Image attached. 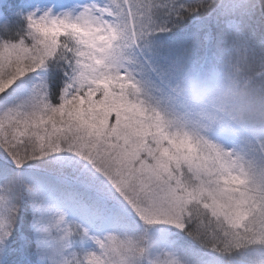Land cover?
Returning a JSON list of instances; mask_svg holds the SVG:
<instances>
[{"label":"rangeland","instance_id":"rangeland-1","mask_svg":"<svg viewBox=\"0 0 264 264\" xmlns=\"http://www.w3.org/2000/svg\"><path fill=\"white\" fill-rule=\"evenodd\" d=\"M130 1L33 0L31 12L39 10L40 17H43L45 11L50 12L48 21L41 23L47 25V28L44 25L43 27L39 26L40 23L34 19L33 22L38 25L32 23V26L28 27L25 32L31 41L30 44L21 40L12 43L6 42L4 38L0 39V135L6 131L7 139L13 144L17 143V139H13L15 137L23 135L32 137L38 146H31L30 150L25 148L23 149L25 151L16 149L15 151L19 153L20 161H33L35 166L31 167L35 168L34 170L53 171L54 169L49 167L57 164L62 168H68V173L74 174L75 178L89 186L87 175L91 169L102 173L107 177L110 185L99 191L94 188L95 191L110 197L114 196L115 200L120 203L119 205L131 216L136 217L140 224L133 220L129 222L120 221L106 214L113 209L104 202L101 205L103 214L98 218L103 219L104 224L109 227L96 229L95 226H92V221L98 220L92 211L86 218L72 216L73 225L69 222L71 219L66 222L62 221L60 224L59 218L54 221L51 218L55 217L51 208H56L62 214H66L67 206L63 204L56 207L58 202L47 197L48 191L45 187L37 182H31L28 177L23 179L22 185L25 187V191L22 195L18 180L0 181V204L7 201H18L21 213V196H28L29 207L33 212V214L31 213L32 217L36 216L40 219L42 229H50L49 238L53 246L58 240L55 235H51L52 228H54L53 224L57 230L62 232L63 236H68L69 232L72 233V231L79 229L83 236L77 237L87 238L88 244L86 243L85 246H88L86 251H89L88 258L92 264H177L175 261H181L178 257H182L181 253L184 256L185 250L179 248L172 250L169 248L170 245L167 248H162L160 252H158L159 249L156 252L153 250L159 241H166L162 237L163 234L170 231L168 230L170 227H177L190 233L187 228L189 222L184 218L186 208L193 204L190 197L194 195L199 197L201 202L195 201L200 205L201 203L206 205L213 213L218 212V208H213V205L216 206V202L220 201L223 210L230 207L232 211L228 209L226 212H230L229 219L224 222L229 225L236 219L237 214H240L244 209L246 210L247 207L244 202L248 203L250 199L248 190L235 193L231 189L238 190L240 183L244 185L245 181L253 177L254 172L251 171L254 165L252 163L245 164L248 159L245 158L246 151L242 147V135L235 131L238 129L237 127V129L232 130L235 134V138H232L234 143H232L227 137H220V139L216 135L206 132L205 128L196 121L191 123L188 128L178 126L179 117L174 113L173 116L170 114L160 117L155 115L150 122L144 119L142 116L144 113L140 110L141 107L148 114H150V110L146 106L154 107L150 102L151 97L148 95V91H159L161 88L147 74L145 65L138 56H136L135 65L141 67L140 73L144 78L141 80V84L131 73L132 61L127 57L128 52L126 51L130 43L134 44V38L139 36L136 35L138 31L144 46L153 51L154 56L152 58L160 55L162 68L166 70L169 66L171 69L169 76L176 80L171 82L173 85L167 83L166 87L169 91L175 92L172 101L179 100L183 104L184 98L180 95L186 94L185 102L191 103L190 115L194 113L195 116L198 111L201 113V106L212 109L215 105L214 102L219 99V93L215 91L214 87L207 85L209 82H204V77L198 75L188 77L191 65H193V73L195 70L198 72L201 69L199 62L191 63L194 59L191 55L192 51L187 53L189 47H181V50L182 57H190V62L175 63L178 60L168 56L170 54L164 50V43L157 42L156 45L149 40L146 30H140L141 24H146V21H138L140 27L138 28L136 20H133L135 15H132ZM138 1L139 3L134 4L135 12L138 6H143V0ZM150 1L153 5L158 3V0ZM184 3L191 4L193 0H186ZM151 13L152 11H150L149 17ZM26 14L27 12L21 16L24 17ZM201 16L204 14L200 12ZM205 19L208 22L207 30L201 33L200 43L201 40L207 42L210 36L208 32L211 27V19ZM5 20L13 21L7 18ZM186 20L190 21L191 17L186 18ZM53 21H57V23H53ZM116 22L118 23L115 24ZM147 23L150 24L148 20ZM229 24L230 22L227 20L226 26ZM258 24L264 34V18L262 21H258ZM183 25L184 21H181L172 32H164L163 34L168 37L175 32L174 30L184 31ZM126 27L128 29H125ZM151 28L154 32L161 33L158 29H153L152 26ZM71 35L75 41L74 45ZM67 37L70 38L72 48ZM199 49L193 50L197 53ZM143 53L147 59L151 58L148 51ZM131 55L133 56V54ZM56 62H61V65L64 62L67 63V74H72L70 78L67 76V82L61 89L57 90L58 93L52 100L49 92L54 87L53 83L56 77L53 80L48 70L50 64L52 63L53 66ZM6 65L7 67H5ZM172 66L174 68H171ZM155 71L160 76V73ZM260 72L261 70H259ZM85 82L87 83L86 87L83 86ZM139 88L143 91L142 97L139 93L135 96V93L139 92ZM204 99L209 100L203 101ZM137 100L144 101L146 106ZM89 101L91 102L88 104ZM137 102L140 103V107L137 106ZM100 103L105 105L104 113L99 111ZM73 104L83 106L81 109L92 121L89 126L86 123L87 116L85 115V124L83 125L85 131L82 128H77L76 120H72L67 125L64 124L69 119L67 111L69 105ZM85 104H88L89 107ZM181 104L178 106L183 108ZM174 105L177 107L175 103ZM184 111L188 113L186 108ZM205 111L208 112L207 109ZM70 114H72L71 111ZM196 116L200 118L202 115ZM147 117L151 116L147 115ZM164 119L168 124L173 123L172 126H168L171 128L170 133L166 131L168 127L162 124ZM118 123L127 129L129 139L126 141L131 143L138 139L137 137L132 139L130 134V128L135 129V126L144 125L146 131L154 128L156 137H162L159 143H153L151 140L154 145H152L153 166L151 168H156L157 177L143 165L139 167L138 163L133 160V156L127 154L119 128L110 130ZM158 124L161 125L160 128L157 126ZM58 125L62 126L61 130ZM53 130L65 135L62 136V139H58L54 133L50 132ZM109 130L110 132H108ZM204 133H207V136L218 144L215 146L212 143L214 152L205 146L200 139L203 138ZM67 136L73 138L68 140ZM74 141L75 146H73ZM257 144L260 147L259 143ZM127 148L129 147L127 146ZM138 148L141 149V147ZM188 150H192L193 155L195 153V160L199 161L196 163L194 160L191 164L196 163L205 167L207 173L213 175L209 178H214L216 170L219 168L215 156L217 150L226 156H231L228 162L219 161L224 168L228 169L231 166L234 170L231 180H227V177H221L223 181L227 182L230 189L226 198L219 199L216 192L210 191L215 185L205 183L206 181L201 178H198V182L193 184V187L181 180L180 175H184V172L177 166L181 163L182 156L184 157L185 154L191 156L187 152ZM50 151H52V155ZM260 152L264 153L262 148ZM5 153L12 155L8 152L6 145L1 142L0 154L6 156ZM37 165L39 168H36ZM69 176L73 177L71 174ZM168 176L174 179H168L171 181V187L161 183V180ZM184 176L188 182L193 180L186 175ZM58 181L59 179H56L55 182ZM178 181L186 184L187 192L181 191L182 194L185 193L183 199L175 197L172 193L173 185H177ZM175 188L178 190L177 187ZM153 193L154 196L151 201L149 196ZM138 194H142L141 198ZM187 195L188 197H186ZM20 218L24 222L21 215ZM30 222L29 227L32 229V221ZM220 229L222 228H217V230ZM227 232L229 233L230 230ZM74 235L75 232L69 237L71 241ZM223 235L225 236L224 232ZM154 253H162L163 255L159 256Z\"/></svg>","mask_w":264,"mask_h":264},{"label":"trees","instance_id":"trees-1","mask_svg":"<svg viewBox=\"0 0 264 264\" xmlns=\"http://www.w3.org/2000/svg\"><path fill=\"white\" fill-rule=\"evenodd\" d=\"M133 1L139 3L138 0ZM185 1L186 0H184V2ZM21 2L25 4L24 14L26 12H31L33 0H21ZM135 3L131 5V8L133 15H135L134 18L137 26L139 24L138 21H146V24H141V28L139 26L138 28H140V30H146L149 40L153 44H156V42L164 43V50L170 53L173 56V59L178 60V62L175 63H180V61L184 64L189 63L191 58L188 56L182 57L181 48L178 47L177 49V47L170 46L173 39L165 37L163 33L154 32L151 25L147 23L149 13L150 11H153V8L151 7L153 4L151 1L143 0V6H138L136 12L134 10ZM191 4H199L201 6V13L204 14V17L208 16L209 19H211V27L208 32L210 33L209 39L207 42L204 41L206 47H208L204 53V59L195 58L193 62H191H199L201 69L198 72L195 70L193 73V65H191L188 77H196L197 75L204 77V82H209L207 85L214 87L215 91L219 93V99H217V102H214L215 105L220 107L224 114L231 115L233 120L231 119V121L226 115L204 106H201L202 112L199 113L198 111L196 114L202 115L199 118V116H194V114L190 115L189 111L188 113H185L184 110L182 111V107L178 106L180 103L178 101H173L177 105L176 115L179 117L177 125L188 128L191 123L196 121L205 128L206 132L216 135L217 138L227 137L232 141V138H235V134L232 130L237 129L234 122L240 123L243 130L237 129L235 131L242 135V147L246 151L245 158L248 159L245 161V164L252 163L254 166H252L251 172L254 173L253 177L248 181H245L244 185L241 183L238 185V190L231 189V191L235 193L248 190L250 192V199L248 203L244 202L247 207L246 210L244 209L240 214H237L235 217L236 219L229 225L224 223L230 216V212L226 213L228 209H230L229 206L228 209L223 210L220 206V201L216 202V206L213 205V208H218V212L213 213L206 205H203L202 203L200 205L196 202H201L199 197L196 195L191 196L190 201H192L193 204L186 208L184 214V218L189 222V227L187 228L190 233L177 227H170V229H168L170 231L163 234L162 237L165 238L166 241H159V244L154 248L153 252H156L157 249H159L158 252H160L162 251V248H167L169 245V248L172 250L178 248L180 250H185L186 253L184 256L183 253H181L182 257H178L181 261H175L177 264H264V153L260 152L261 148L264 151V75L258 73L259 70L262 72V69H264V34L261 32V28L258 24V21L260 22L262 21V18H264V0H193V3ZM212 5L214 6L210 8ZM2 6L6 9H11L17 7V4L10 3L9 0H3ZM28 7L30 8L27 11ZM189 17L190 16H186L185 20ZM12 20L13 21L8 22L5 18H0V39L4 38L6 42L12 43L21 40L30 44L31 41L27 38L25 32L28 27L32 26L31 24L34 23V20H29L27 24H25L23 16H18ZM227 20L230 22L229 26H226ZM36 21L37 23H40L39 26L43 27L44 24H41L42 22L40 20ZM37 23L34 24L38 25ZM44 26L47 28V25ZM125 29H128V27ZM136 35L140 36L134 38V40L139 43L140 50L142 52L148 51L151 55L148 62L151 63V65L160 73L161 77L167 80V83L173 85L172 83L176 79L169 76L171 71L169 66L166 70L163 69L160 62L161 56H155L153 59V51L144 46L140 32L138 31V34ZM67 38L69 44H71L70 38ZM167 49H176L177 54ZM192 49L194 48H189L188 52ZM137 50V46L130 43V46L126 51L128 52L127 57L130 61L137 62V57L135 55ZM131 54H133V56ZM67 63L65 64L64 62V64L61 65V62H56L53 66L52 63L50 64V69L48 70L49 74L52 76L53 80L56 77L53 83L54 87L52 91L50 90L51 92H49V96L52 100L56 97V94L58 93L57 90L61 89L67 82V76L69 78L71 76L70 73L67 74ZM5 67H7V65ZM66 67L67 69H65ZM139 67L140 66H137L130 70L136 75H141ZM145 68L148 73L146 66ZM171 68H174V66ZM183 71H185L184 68ZM83 86L86 87L87 83L85 82ZM138 93L140 97H142L141 90L135 93V96H137ZM169 97L173 100V94L167 88H165V91L161 94L151 97L150 102L154 105L153 108L146 106L143 103L144 101L137 100L141 101L142 105H145L148 110H150V114H148L141 107L140 110L144 113L142 114L144 119H146L147 122H150L154 119L153 116L155 115L160 117L170 114V112L175 109V105H169L168 102L165 101ZM206 100L209 99H204L203 101ZM134 101L136 100L134 99ZM90 102L91 101H89L88 104ZM88 104H85V106L89 107ZM137 106L140 107L139 102H137ZM196 107L199 108V106ZM206 109L208 112L205 111ZM99 111L104 113L105 105L103 103H100ZM98 115L100 116L99 113ZM147 115L151 117H147ZM157 118L155 119L156 123ZM162 124L167 127L173 125V123L168 124L165 119L162 121ZM115 126L111 127L110 130L119 128L124 139L127 154L133 156V160L138 163L139 167L143 165L150 171V173L157 177L156 168H151L153 166V157L151 156L153 153L152 145L153 143L161 142L162 137H156V130L154 128L146 131L144 125H134L136 128H130V134L132 139H135L136 137L138 139L135 142L133 140V143H131L130 141H126L129 139L127 129L119 123ZM157 126L159 128L161 127L160 124ZM110 130L108 132H110ZM166 131L170 133L171 128L168 127ZM50 132L54 133L58 139H62V136L65 135L54 130ZM204 134L203 138L200 139L205 146L213 151L212 143L215 146H218V144L214 143L212 138L207 136V133ZM67 138L70 140L73 137L67 136ZM13 139H17V143L15 144L16 150L25 151L23 149L27 148L30 150L31 146H38V144L33 141L32 137L23 135ZM151 140H153V143H151ZM232 143L234 142L232 141ZM257 143H259L261 148ZM126 145L129 148H127ZM73 146H75V141L73 142ZM137 147H141V149H137ZM187 152L191 156L186 154L184 157L182 156L181 163L177 168L179 167L180 170L184 172V175L193 180H189L188 182L184 175H180L181 180L193 187V184L198 182V178H201L206 181L205 183H213L215 185L210 191L216 192L219 199L226 198L227 192L230 191V189L227 182L223 181L221 177H227V180H231L234 175V170L231 166L228 169L224 168L219 161L228 162L231 159V156H226L217 150L215 156L217 158L216 161L218 160L219 168H217L214 178H209L213 175H209L205 170V167H202V165L196 164L199 163V161L195 160V153L193 155L192 150H188ZM50 153L51 155L53 154L52 151H50ZM5 154L7 155L0 154V169L7 167L13 172L8 177L0 175V181L12 182L18 180L20 184V193L22 195L25 191L22 182L25 177H28L31 182H37L45 187L48 191L47 197L58 202L55 205L56 207L62 206L63 204L67 206L66 214H62L56 208H51L52 214L55 216L51 217L53 221L57 218H62L60 220L58 219L61 224L62 221L66 222L71 219L69 222L73 225L74 221L72 220V216L74 214L73 205L75 201H83L89 208L96 210H102L101 205L103 201L108 207L113 209L110 212L113 211L118 220L125 222L133 220L137 224H140L136 217L131 216L130 213L119 205L120 203L115 200L114 196L110 197L95 191L93 187L75 178L74 174L68 173V168H62L56 164L49 167L50 169H54L53 171H47L44 169L34 170L35 168L31 167L35 166L33 161H20L19 164H14V162L8 157V155L11 156V154ZM194 160L196 163L191 164ZM36 163H38V161H36ZM36 168H39V166L37 165ZM178 172L180 173L179 170ZM70 174L74 178L69 176ZM56 179H59V181L55 182ZM168 179L170 180L171 176L161 180V183L163 185H170L169 187H171V181ZM185 185L186 184L179 181L177 185H173L172 193L175 197L183 199V195L187 192ZM175 187H177L178 190ZM181 191H184L185 193L182 194ZM142 194H138V196L141 198ZM153 196L154 193L149 196L151 201ZM186 197H188V195ZM21 198L22 209L20 215L30 229L29 224L33 219V212H31L29 207L30 201L28 200V196H21ZM230 210L232 211V209ZM53 226L54 228H52L51 235H55V238L58 239L65 237L62 235L61 231L57 230V227H55L54 224ZM226 226H228L227 229H224ZM217 228L222 229L217 230ZM227 230H230V232L228 233ZM74 232L75 235L72 236L73 251H86V248H88V246H85L88 242L87 238L77 237L82 235V231L79 229L78 231H72V233ZM223 232L225 233V236L223 235ZM85 238L86 240L82 241ZM69 240L71 241V238H69ZM154 254L159 256L163 255L162 253ZM81 258L84 257L81 256ZM152 260L151 263H153Z\"/></svg>","mask_w":264,"mask_h":264},{"label":"snow or ice","instance_id":"snow-or-ice-1","mask_svg":"<svg viewBox=\"0 0 264 264\" xmlns=\"http://www.w3.org/2000/svg\"><path fill=\"white\" fill-rule=\"evenodd\" d=\"M16 3L17 7L6 9L3 0H0V18L14 19L24 14L25 4L21 0H9ZM148 22L153 29H158L161 33L172 32L176 25L184 21V32L171 41V47H197L200 43L201 33L207 30L208 22L200 17L201 6L199 4H187L182 0H158L154 4ZM50 16L49 11H45L43 17L39 16V10L29 12L24 16L25 24L29 20H40L47 22ZM190 16L191 20H185ZM57 23V21H53ZM62 23V22H61ZM7 132L0 135V142L12 153L8 156L14 164L20 163V155L15 151L16 145L7 139ZM13 171L7 167L0 169V175L8 177ZM87 181L93 188L103 190L110 185L107 177L95 169L87 175ZM41 221L34 216L32 219V229L30 230L26 222L20 218L19 202L7 201L0 204V264H92L88 258L89 251H73V241L69 240L72 235L61 237L55 241V246L50 243V229H42ZM86 239L82 240L85 241ZM81 256L84 258L82 259Z\"/></svg>","mask_w":264,"mask_h":264},{"label":"bare ground","instance_id":"bare-ground-1","mask_svg":"<svg viewBox=\"0 0 264 264\" xmlns=\"http://www.w3.org/2000/svg\"><path fill=\"white\" fill-rule=\"evenodd\" d=\"M259 73V72H258ZM259 74L264 75V69H262V72H260ZM69 109L67 110L69 113L70 111L72 112V114H70V118L68 120H66L64 122L65 125H67L69 122H71L73 119H76V125L78 129H83L85 131V129L83 128V125L85 124L84 122V117L85 115L87 116L86 112L84 110H82L81 108H83V106L80 107L79 104H73V105H69ZM86 123L90 126L92 124L91 119L87 116V120ZM58 128L61 130L62 126L58 125ZM105 201V200H104ZM107 202V201H106ZM103 203V201H102ZM105 203V202H104Z\"/></svg>","mask_w":264,"mask_h":264}]
</instances>
